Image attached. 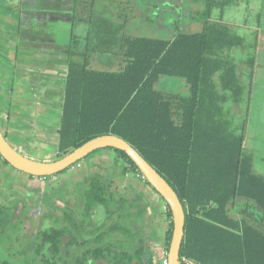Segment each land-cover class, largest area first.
Instances as JSON below:
<instances>
[{
    "label": "trees",
    "instance_id": "16d2710c",
    "mask_svg": "<svg viewBox=\"0 0 264 264\" xmlns=\"http://www.w3.org/2000/svg\"><path fill=\"white\" fill-rule=\"evenodd\" d=\"M237 1L205 0L195 18L199 32H177L169 40L123 35L116 71L91 69L88 48L75 46L73 35L67 57L55 160L99 136L126 141L183 207L181 264H264V172L255 170L245 148L258 33L247 41L223 22L224 10ZM238 51L246 54L238 58ZM161 77L183 80L188 95L157 90ZM237 107L241 121L235 119ZM104 150L112 153V165L92 161L80 179L73 177L61 214L42 217L37 225L32 251L24 247V217L31 207L24 202L20 218L11 222L15 208L0 204V243L8 257L23 264H161L148 257L147 207L137 209L145 196L119 187V179L131 175L158 194L123 151ZM42 202L51 205L47 194ZM98 210L103 217L95 221ZM165 215L167 253L173 228L167 205Z\"/></svg>",
    "mask_w": 264,
    "mask_h": 264
},
{
    "label": "rangeland",
    "instance_id": "374dc122",
    "mask_svg": "<svg viewBox=\"0 0 264 264\" xmlns=\"http://www.w3.org/2000/svg\"><path fill=\"white\" fill-rule=\"evenodd\" d=\"M19 0H0V19H11L17 13L16 4ZM58 4L66 3L68 9L57 10L59 14L75 16L71 24L50 23V28L57 38L58 44L69 39V30L72 25V34L75 37L76 45L83 50L85 47L94 50L106 51L107 54H100L103 61L112 57L111 53L117 50L118 40L123 35L131 37H146L154 39H171L177 32L194 33L201 29V22L196 20L205 8V0H58ZM75 3V9L71 7ZM53 12V11H51ZM46 10L44 13H51ZM43 14V12H42ZM11 15V16H10ZM44 15V14H43ZM42 15V17H44ZM219 11L213 10L211 18L217 19ZM196 20V21H195ZM224 23L228 24L238 34L252 40L253 33H258V48L256 50V60L260 67L256 70V84L252 89V100L249 106V112L245 127V148L253 154L254 168L257 172H264V0H238L232 6L227 7L222 15ZM66 25V26H64ZM9 26L3 25L2 33H8ZM44 25L42 26V28ZM91 34V37H90ZM88 35L90 39L85 38ZM111 40V41H110ZM110 48V49H109ZM107 49L109 51H107ZM111 52V53H110ZM238 51L237 56L242 57ZM97 54H95L96 56ZM95 61V59H94ZM119 62V59L117 60ZM115 62V61H114ZM113 62V63H114ZM116 63V62H115ZM117 66H110L103 69L115 70ZM99 69L102 70L100 67ZM155 88L160 91L178 94L181 96L188 95V89L185 82L178 78L161 77ZM239 110V108L237 107ZM238 121L242 120L239 110ZM52 145V144H51ZM57 145V142H56ZM103 152L109 150H97L80 164L69 170L67 173L57 176H50L43 180L40 178L28 179L23 177L20 172L5 166L0 161V201L15 208V213L10 217L14 222L19 216V209L24 202L31 207V213L25 215L27 221L24 232L26 240L25 249L32 251V246L37 225L41 222L42 217L55 213L61 214V208L64 206L62 195L66 189L71 187L73 177L80 179L81 174L90 167L88 163L92 161L99 166H110L112 160L99 157ZM32 158L31 155H27ZM45 157L48 161H54L56 150L52 146L49 151L35 155ZM99 158V159H98ZM94 170V169H93ZM111 170V168H110ZM139 183V182H137ZM128 180H119V187L124 188ZM137 185V184H136ZM136 187V186H135ZM137 188V187H136ZM10 191L17 192V197L7 196ZM140 192V191H138ZM47 194L50 204L40 203L41 195ZM6 196L7 200L3 198ZM143 205H146L145 203ZM149 205H147L148 208ZM141 207L140 204L138 206ZM103 217V211L98 210V215L94 220H100ZM15 231L12 233L14 235ZM17 233V231H16ZM5 250L0 249V259L6 258ZM153 258L159 260L163 253L152 251ZM8 264H23V261L16 257H8ZM22 261V262H21ZM68 264L74 261L67 260Z\"/></svg>",
    "mask_w": 264,
    "mask_h": 264
},
{
    "label": "crops",
    "instance_id": "0c3cea01",
    "mask_svg": "<svg viewBox=\"0 0 264 264\" xmlns=\"http://www.w3.org/2000/svg\"><path fill=\"white\" fill-rule=\"evenodd\" d=\"M57 1L19 0L16 4V15H10L11 19H0V131L17 152L26 157L32 154L30 159L41 162L48 159L35 155L48 152L50 146L55 148L57 153L56 142L63 104L67 57L73 47L72 25L69 39H65L62 44H58L49 27L52 22L67 24L69 21L71 24L73 21L72 15L64 16L58 13L57 10L69 7L66 3L58 4ZM71 9L73 12L75 4ZM46 10L53 12L45 14ZM3 25H10V31L6 34L2 33ZM120 39H117V50L110 52L112 57H108L106 61L99 60L102 56L98 53L104 55L108 52L88 48L86 53L90 68L118 70L121 67V58L118 55ZM115 65V70L103 69ZM260 66L256 60L252 89L254 83L256 84V70ZM252 95L251 92L250 103ZM103 155L113 161L111 152H103L99 156L100 159L104 158ZM19 174L23 176L21 178L26 177L22 173ZM123 178L128 180L126 187L140 191L138 193L145 196L144 201L139 203L141 207L137 209L144 208V203L146 207L149 205L146 208L148 217L145 226L149 239L148 257L152 263H159L160 259L155 260L152 251L164 252L166 204L137 178L127 175L119 180Z\"/></svg>",
    "mask_w": 264,
    "mask_h": 264
},
{
    "label": "water",
    "instance_id": "95a60500",
    "mask_svg": "<svg viewBox=\"0 0 264 264\" xmlns=\"http://www.w3.org/2000/svg\"><path fill=\"white\" fill-rule=\"evenodd\" d=\"M105 148H114L123 151L138 168L143 179L168 206L171 212L173 228L166 259L168 264H181L179 261V250L184 236L183 207L176 193L168 183L126 141L113 135H103L87 141L57 160L41 162L32 160L17 152L0 131L1 159L14 170L37 178L54 176L83 160L94 151Z\"/></svg>",
    "mask_w": 264,
    "mask_h": 264
},
{
    "label": "flooded vegetation",
    "instance_id": "af4514ba",
    "mask_svg": "<svg viewBox=\"0 0 264 264\" xmlns=\"http://www.w3.org/2000/svg\"><path fill=\"white\" fill-rule=\"evenodd\" d=\"M3 197H4V196H3ZM13 197H17V196H13ZM7 198H8V197H7ZM7 198H6V196H5L3 199H4V200H7ZM0 204L3 205V206H9V205H7L6 203H3L2 200L0 201ZM18 213H19V216H18V218H17L16 220H18V219L20 218V212L18 211ZM16 220H15V221H16ZM0 249L5 250L4 253H6V258H7V248H6V244H4V243H0ZM6 258L2 257V259H0V264H8V260H7Z\"/></svg>",
    "mask_w": 264,
    "mask_h": 264
},
{
    "label": "built area",
    "instance_id": "2783aa9c",
    "mask_svg": "<svg viewBox=\"0 0 264 264\" xmlns=\"http://www.w3.org/2000/svg\"><path fill=\"white\" fill-rule=\"evenodd\" d=\"M166 254L167 253L163 252V256L160 259L161 264H168L167 259H166Z\"/></svg>",
    "mask_w": 264,
    "mask_h": 264
}]
</instances>
